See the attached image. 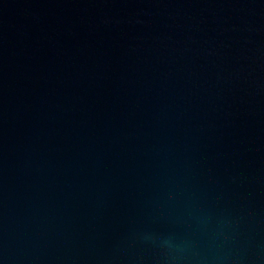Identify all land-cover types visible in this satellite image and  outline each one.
Here are the masks:
<instances>
[{"label":"water","instance_id":"water-1","mask_svg":"<svg viewBox=\"0 0 264 264\" xmlns=\"http://www.w3.org/2000/svg\"><path fill=\"white\" fill-rule=\"evenodd\" d=\"M0 264H264V0H0Z\"/></svg>","mask_w":264,"mask_h":264}]
</instances>
